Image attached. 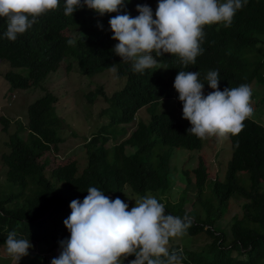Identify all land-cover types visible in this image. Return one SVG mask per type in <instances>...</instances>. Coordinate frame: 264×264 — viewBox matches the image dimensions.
Wrapping results in <instances>:
<instances>
[{
    "label": "trees",
    "instance_id": "16d2710c",
    "mask_svg": "<svg viewBox=\"0 0 264 264\" xmlns=\"http://www.w3.org/2000/svg\"><path fill=\"white\" fill-rule=\"evenodd\" d=\"M137 4H147L155 13L157 0H126L121 12L136 16ZM63 6L60 0L56 9L40 15L16 40L0 39V62L28 71L27 75L6 73L12 88H45L49 77L66 61L75 62L85 78L115 69L124 84L106 98L109 123L90 139L80 158L66 160L52 152L62 143L58 96L46 90L29 106L27 136L12 135L5 144L7 152L1 155L0 246H4L7 232L15 230L31 241L29 251L34 254L41 243H50V251H58L59 241L70 235L63 223L71 211L69 204L82 200L90 186L111 199L127 191L154 195L171 190L170 185L176 184L172 177L178 172L186 175L182 179L186 190L178 202L168 199L165 213L187 214L191 224L169 251L182 250V264H264V0H247L228 27L222 22L203 26L204 51L195 64L185 65L172 54L157 57L153 53L157 63L143 73L132 71L131 62L122 61L112 51L117 41L112 39L108 21L116 13L101 16L82 7L65 16ZM5 30L6 23L0 19V33ZM69 39L73 44L67 43ZM180 70L199 71L198 79L205 83L207 71L218 70L221 88L241 80L255 86L250 97L253 111L238 132L230 130L226 135L232 157L224 176L210 179L213 172L209 173L203 158L193 170L172 168L177 149L200 151L205 144V138L186 131L190 127L186 119L183 122L175 115L182 111L173 86ZM210 91L205 84V95ZM103 93L99 88L87 97L94 103ZM167 102L174 111L166 107ZM145 112L148 119L144 122L139 114ZM134 122L135 132L129 139L114 148L106 146L111 137L124 136ZM127 148L134 151L127 154ZM54 161L58 166L48 169ZM193 186L197 197L194 209L187 213L186 194ZM236 202L241 213L233 218L230 238L219 221ZM181 236H187L188 242L183 244ZM189 238L201 241L189 242ZM132 259L134 255L125 258L127 264ZM31 264L37 263L33 260Z\"/></svg>",
    "mask_w": 264,
    "mask_h": 264
},
{
    "label": "clouds",
    "instance_id": "9594fccd",
    "mask_svg": "<svg viewBox=\"0 0 264 264\" xmlns=\"http://www.w3.org/2000/svg\"><path fill=\"white\" fill-rule=\"evenodd\" d=\"M247 0H157L155 13L147 4H137L138 15L121 12L126 0H63V14L71 16L82 7L109 17L112 51L122 61H130L134 72L143 73L157 63L155 56L172 54L181 63L195 64L203 53V26L223 23L228 27L234 14ZM60 0H0V19L6 30L0 39L14 41L37 22L40 15L58 7ZM155 15V18L153 16ZM100 27H103L100 25ZM69 39L67 43L73 44ZM12 71V70H10ZM200 72L178 71L173 86L182 102L186 130L198 138L222 137L238 132L245 117L253 111L252 86L241 80L221 88L218 70H209L201 82ZM205 84L213 91L204 93ZM95 186L82 199L70 202V214L63 223L70 235L59 241V255L50 264H121L129 255V264H182V250L169 251L171 237L182 234L191 224L190 217L165 213V206L152 195L135 200L134 206L121 198H109ZM6 253L15 260L28 255L29 239L7 232Z\"/></svg>",
    "mask_w": 264,
    "mask_h": 264
},
{
    "label": "rangeland",
    "instance_id": "374dc122",
    "mask_svg": "<svg viewBox=\"0 0 264 264\" xmlns=\"http://www.w3.org/2000/svg\"><path fill=\"white\" fill-rule=\"evenodd\" d=\"M153 18H155V15ZM10 70L16 73L28 74V71L25 69L16 70L11 68L7 62H0V161L1 155L8 150L5 144L10 141L12 135L20 133L23 137L27 136L28 131L26 129L29 123L28 108L37 99L41 98L46 90L52 91L58 96L59 118L63 121L59 131V137L62 139V143L58 146V151L52 152L62 159L66 158V160L71 157L80 158L81 155L84 154L83 151L90 139L94 137L103 126L109 123V116L108 113H106L109 104L106 98L119 91L124 84V82L117 77L115 69L108 70L92 78H90V76L85 78L79 73L75 62L70 63L66 61L49 77L45 84V88L39 87L28 90H15L5 78L6 73ZM99 88L103 89L104 93L97 97L96 101L92 103L87 95L90 92H96ZM252 88H255L253 84ZM170 104L171 103L167 102L166 107H170L171 110L174 111ZM175 115L178 116L181 121H185V119L182 118V113H178V110L175 111ZM139 116L144 122L148 119L147 112H145L144 115L139 114ZM135 128L136 122L129 125L128 132L124 134V136L116 139L111 137V140L106 143V146L114 148L117 144L126 141L135 132ZM132 151H134V149H126L127 154H130ZM231 157L232 146L226 135L222 137L216 136L212 139L206 137L204 147L200 151L177 149L172 157L171 165L172 168H176L178 171L193 170L198 166L200 159L203 158L206 160V166L210 168L209 173L213 172V174H210L209 178L215 179L219 174L222 176L226 174ZM57 166V161H54L47 168L54 169ZM185 178L186 175L184 173L180 175L177 172L175 173V177H172V182L176 184L170 185V176L169 185L171 190L168 188L165 192L148 195L157 198L158 202L163 203L164 206H167L169 198L173 203L178 202L182 192L186 190V185L182 183V179L185 180ZM186 196L189 201L185 209L187 213H190L194 209L192 204H194L197 197L194 192V186L191 187L190 190H187ZM141 197L142 196L133 194L130 191L125 193L122 192L119 195V198L129 204V208L134 206L135 200ZM240 213L241 206L237 202L232 203L227 213L219 221L220 229L226 232L230 238L233 218ZM186 237L187 236L180 237V241L183 244L188 242ZM190 241L199 242L201 240L199 238L194 240L189 238V242ZM178 242L179 234L175 237H171L167 245L168 249L170 250L171 247L177 245ZM181 242L179 244H181ZM210 243L212 242H208V244ZM50 248V243H41L38 245L35 254L28 251V255L23 256L20 260H15L6 253L4 246H0V264H31L33 260L37 264H50L51 259L58 256L60 252V250L52 252ZM121 264H127V261L125 259L124 261L121 260Z\"/></svg>",
    "mask_w": 264,
    "mask_h": 264
}]
</instances>
